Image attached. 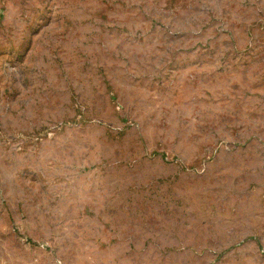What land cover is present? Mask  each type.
I'll return each instance as SVG.
<instances>
[{
	"label": "rangeland",
	"instance_id": "obj_1",
	"mask_svg": "<svg viewBox=\"0 0 264 264\" xmlns=\"http://www.w3.org/2000/svg\"><path fill=\"white\" fill-rule=\"evenodd\" d=\"M0 264H264V0H0Z\"/></svg>",
	"mask_w": 264,
	"mask_h": 264
}]
</instances>
